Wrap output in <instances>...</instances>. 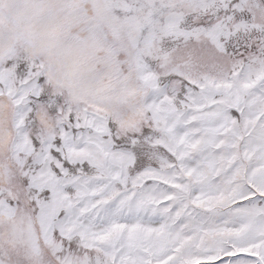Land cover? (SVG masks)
<instances>
[{"label":"snow or ice","instance_id":"obj_1","mask_svg":"<svg viewBox=\"0 0 264 264\" xmlns=\"http://www.w3.org/2000/svg\"><path fill=\"white\" fill-rule=\"evenodd\" d=\"M0 264H264V0H0Z\"/></svg>","mask_w":264,"mask_h":264}]
</instances>
